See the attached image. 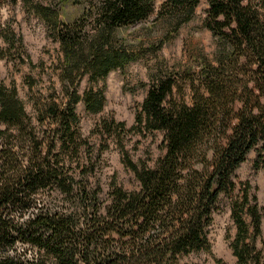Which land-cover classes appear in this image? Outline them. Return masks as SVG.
<instances>
[{
    "label": "trees",
    "instance_id": "1",
    "mask_svg": "<svg viewBox=\"0 0 264 264\" xmlns=\"http://www.w3.org/2000/svg\"><path fill=\"white\" fill-rule=\"evenodd\" d=\"M18 1L60 44L63 95L54 89L37 101L34 116L17 88L0 81V264H173L179 255L209 250L206 226L220 195L233 190L235 171L264 143V0H208L204 25L217 41L215 62H205L195 77L160 65L150 83H141L148 89L131 127L115 117L96 124L139 184L129 190L114 180L107 192L97 168L109 144L93 150L77 113L81 101L100 113L105 88L91 85L81 94V81L97 84L158 54L191 21L199 0H165L152 23L162 36L147 45L124 32L149 20L155 0H87L73 21L61 18L62 5L84 0H0V6ZM11 32L4 39L22 45ZM129 131H161L166 153L153 166L135 161L124 141ZM250 188L244 183L230 206L236 264H264L256 242L262 207Z\"/></svg>",
    "mask_w": 264,
    "mask_h": 264
},
{
    "label": "rangeland",
    "instance_id": "2",
    "mask_svg": "<svg viewBox=\"0 0 264 264\" xmlns=\"http://www.w3.org/2000/svg\"><path fill=\"white\" fill-rule=\"evenodd\" d=\"M165 0H155L156 10L146 22H138L126 30L125 35L131 40L141 39L147 43L162 36L158 26L152 24L161 5ZM43 3H57L59 0H42ZM191 21L183 25L178 37L165 44L158 54H150L121 69L113 70L104 81L97 84L89 83L85 78L81 81L79 91H84L94 86L104 87L107 102L100 113H90L86 110L83 101L77 104V113L80 115L79 126L84 136L91 142L93 150L103 148L109 144L108 149L102 152L103 162L97 168L103 187L106 192L112 181L129 190L139 188L135 174L122 162L118 145L107 135L101 138L99 131H95L96 124L103 118L115 117L118 121H125L126 126L134 124L137 108L145 99L148 87L141 86L142 82L150 83V74L160 65L166 66L167 71L182 72L190 70L192 76H197L198 71L205 62L214 61L217 41L211 31L204 25L207 16L208 0H199ZM87 0L83 3H64L61 7V18L73 21L86 9ZM16 37H21L23 44H9L4 36L11 38L12 32ZM140 40V41H141ZM62 54L60 44L53 38L52 30L48 24L34 12L26 9L22 1L17 3H4L0 6V81L8 86H15L18 95L24 101L28 113L35 116V103L43 98H50L57 94L61 96L62 83L59 81L57 65ZM190 81L186 80L185 99L192 102ZM109 132V131H108ZM124 141L135 161L142 160L149 166L166 153L163 133L154 131L143 136L129 131L124 134ZM108 140V142H107ZM106 141V142H105ZM211 156V153H207ZM264 143L260 142L249 151L246 159L233 175L235 187L228 194H221L217 208L212 219L206 226L209 250L200 249L190 251L186 255L177 256L173 264H216L217 259H222L227 264H236L233 255L231 240L236 227L231 217V202L241 195L243 184L250 183V192L257 197L262 207L261 232L257 238V246L264 256ZM259 163L256 165L257 159ZM47 193V192H46ZM22 244H17V249L22 250Z\"/></svg>",
    "mask_w": 264,
    "mask_h": 264
}]
</instances>
